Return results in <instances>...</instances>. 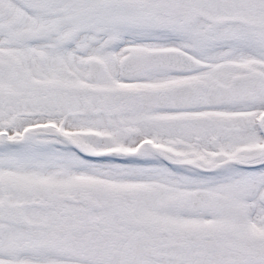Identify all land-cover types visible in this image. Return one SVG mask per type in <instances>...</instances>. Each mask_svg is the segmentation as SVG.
Segmentation results:
<instances>
[{"label": "snow or ice", "instance_id": "snow-or-ice-1", "mask_svg": "<svg viewBox=\"0 0 264 264\" xmlns=\"http://www.w3.org/2000/svg\"><path fill=\"white\" fill-rule=\"evenodd\" d=\"M0 264H264V0H0Z\"/></svg>", "mask_w": 264, "mask_h": 264}]
</instances>
